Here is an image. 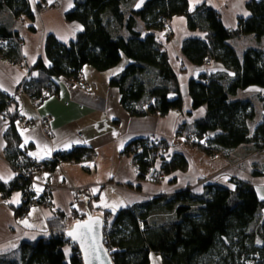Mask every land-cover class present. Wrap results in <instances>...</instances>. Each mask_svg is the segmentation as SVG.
Here are the masks:
<instances>
[{
	"label": "trees",
	"instance_id": "1",
	"mask_svg": "<svg viewBox=\"0 0 264 264\" xmlns=\"http://www.w3.org/2000/svg\"><path fill=\"white\" fill-rule=\"evenodd\" d=\"M131 4L130 0H74L65 19L79 23L82 31L67 44L53 35L46 37L44 51L50 64L47 67L42 60L36 62L33 69L38 70V76L22 84L24 92L40 102L45 89L57 91L55 79L63 76L76 81L85 66L103 72L126 58L130 63L109 84L118 90L120 104L130 116L164 117L172 111H182L177 76L166 53L153 35H144L137 26L141 23L146 31L161 30L162 18L184 16L188 29L202 32L204 38L186 39L182 54L196 67L216 61L224 71L202 73L189 80L191 108L204 107L205 115L190 126L180 123L176 136L187 130L185 142L212 157L225 156L242 145L249 153L264 151V115L250 131L249 123L255 116L251 102L230 99L250 87L264 90V48H248L240 54L230 44L246 35L258 41L264 39V0L247 3L250 17L239 19L236 29H226L218 14L206 5L191 12L187 0H147L137 11L131 9ZM37 7H43L41 2ZM4 15L10 20L24 17L33 21L34 11L29 0H0V41L6 42L0 48V58L18 63L21 40L8 27ZM256 97L264 112V96ZM10 104L9 95L0 91V113L6 115ZM8 117L5 156L12 166L41 165L52 171L60 161H79L87 154L85 148H74L55 154L50 161L33 162L19 148L15 127L18 117ZM168 148L165 140L142 138L127 145L124 153L131 156L140 179L149 176L155 180L150 169ZM151 153L154 157L149 160ZM186 166V159L175 154L161 164L160 170L169 174L185 170ZM252 174L264 177V163ZM229 182L231 187L205 185L202 193L187 189L159 196L115 215L90 204L86 211L102 218L103 241L113 264H150L151 253L158 255L162 264H264V201L250 183L236 177ZM14 189L26 198L14 209L16 216L23 217L31 204L54 209L49 193L36 198L28 179L15 176L11 184L0 180L4 196ZM52 213L47 231L39 239L21 244L17 257L2 258L0 264H82L77 246L65 235L78 218L77 211L71 214V224L68 215L59 210Z\"/></svg>",
	"mask_w": 264,
	"mask_h": 264
},
{
	"label": "crops",
	"instance_id": "2",
	"mask_svg": "<svg viewBox=\"0 0 264 264\" xmlns=\"http://www.w3.org/2000/svg\"><path fill=\"white\" fill-rule=\"evenodd\" d=\"M147 0H130L131 9H141ZM189 10L206 5L219 16L226 29H236L239 19H247L250 12L247 3L259 0H187ZM34 11V20L20 17L10 20L4 15L8 27L21 40V61L13 63L0 58V91L14 95L8 108V116L16 115L33 126H24L16 120L15 127L20 137L19 148L24 150L31 161H50L55 154L67 153L74 148H85L87 154L79 161H60L52 171L38 169L32 178V190L36 198L44 195L42 184L54 186L49 192V202L54 209L31 204L23 217H18L14 209L23 203L18 189L4 196L0 192V259L14 258L19 254L21 244L34 242L47 231V222L53 216L52 210L68 215L77 211L79 217L86 211L87 204L104 209L115 215L122 209L131 208L151 201L159 196H170L189 189L202 193L203 187L219 184L231 187L230 179L240 178L254 186L260 200L264 196V177L254 176L253 170L264 163V151L249 153L246 146L229 151L225 156H208L188 145L183 137L176 136L179 123L188 126L205 115V108H191L187 84L200 74L224 71L218 62L208 61L207 66L196 67L182 54V43L189 38H204L200 31L188 29L184 16H174L170 21L172 32L143 29L138 23L137 30L144 35H153L161 51L165 52L168 63L175 72L183 100L182 111H172L164 117H132L120 104V94L109 81L130 63L123 58L120 64L109 70L98 72L85 66L76 81L61 76L54 80L57 91L40 102L24 93L20 85L31 77L38 76L33 67L38 60L45 66L49 61L45 56V40L53 35L59 42L67 44L73 40L82 26L68 22L65 14L73 7L74 0H29ZM41 2L42 8L37 4ZM45 3H48L47 5ZM2 19V18H1ZM31 26L34 28L31 30ZM230 44L242 53L248 48H264L252 35L233 39ZM86 86H89L87 89ZM255 88L261 96L264 90ZM248 88V89H250ZM47 90V89H46ZM247 90V89H246ZM264 114V112H263ZM0 113V180L4 184L14 181L13 166L6 160V133L10 126L9 117ZM48 119L53 131L52 138L42 133L39 119ZM150 138L165 140L168 149L162 155L164 161L156 159L152 167L154 179H140L132 164L131 156L124 153L125 147L136 139ZM182 155L187 162L185 170H174L164 174L161 164L171 160L173 155ZM115 184L118 187L112 186ZM72 186L89 188L88 194L77 203L69 188ZM124 187V188H123ZM264 218V210L262 211ZM150 264H162L158 255L151 253Z\"/></svg>",
	"mask_w": 264,
	"mask_h": 264
},
{
	"label": "water",
	"instance_id": "3",
	"mask_svg": "<svg viewBox=\"0 0 264 264\" xmlns=\"http://www.w3.org/2000/svg\"><path fill=\"white\" fill-rule=\"evenodd\" d=\"M65 235L77 246L82 264H113L104 245L103 221L100 216L85 211L82 217H78L65 231Z\"/></svg>",
	"mask_w": 264,
	"mask_h": 264
},
{
	"label": "built area",
	"instance_id": "4",
	"mask_svg": "<svg viewBox=\"0 0 264 264\" xmlns=\"http://www.w3.org/2000/svg\"><path fill=\"white\" fill-rule=\"evenodd\" d=\"M161 22H162V30H164L167 33H171L172 32V27L170 25L169 19L162 18ZM5 46H6V42L0 41V48H3ZM86 88L88 89L89 86H86ZM48 93H49V91L45 89L43 91V94H42L40 100L44 99L48 95ZM14 97H15L14 95H11L10 98L14 99ZM17 121H18V123H20V124H22L24 126H33L34 125L33 122H26L25 120H22V119H19V118L17 119ZM38 122H39V124L41 126L42 133L46 137H48L49 139L52 138L53 131L49 127L48 122L45 119H43V118L39 119ZM152 157H154L153 153L150 154L149 160H151ZM22 160H23V157L20 156L19 157V161H22ZM12 168L14 170L16 178L24 177L25 179H28L29 183H30V187H32V185L35 183V181L33 180L32 176L36 172V170L41 169L42 166L41 165H36V166H32V165L18 166V165H16V166H13ZM151 171H152V168L150 169V172ZM111 185L115 186V187H118L115 184H111ZM54 189H55L54 186H51V185L46 184V183L42 184V190H43L44 193H49V192H51ZM69 190L72 193V196L74 198V202L77 203L81 197H84V196H86L88 194L89 188L87 186H82V187L72 186V187L69 188ZM24 195H26V192L24 193ZM22 197H23V200L26 199L25 196L22 195Z\"/></svg>",
	"mask_w": 264,
	"mask_h": 264
},
{
	"label": "rangeland",
	"instance_id": "5",
	"mask_svg": "<svg viewBox=\"0 0 264 264\" xmlns=\"http://www.w3.org/2000/svg\"><path fill=\"white\" fill-rule=\"evenodd\" d=\"M246 50V49H245ZM216 62V61H213ZM204 66H207V64H205ZM203 67V66H200ZM21 90L24 92V88L22 86V84L20 85ZM258 91L255 90V88H250L247 90H240L236 96H231L230 99L235 100V99H239V100H248L251 102L252 107L255 111V116L254 118L251 120V122L249 123V129L250 131H252L254 129V127L260 123L263 119V111H262V104L258 101L257 97H256V93ZM25 93V92H24ZM11 99V98H10ZM13 100V99H11ZM156 117V116H154ZM48 122V119L43 118ZM180 125V123H179ZM179 125L176 128V132H179V130L177 131V129L179 128ZM181 133H179L181 137H183V139H185V136H187V130L185 131H180ZM126 154V153H125ZM129 155V154H128ZM79 217V215H77ZM81 217V216H80ZM69 224V222H68Z\"/></svg>",
	"mask_w": 264,
	"mask_h": 264
},
{
	"label": "snow or ice",
	"instance_id": "6",
	"mask_svg": "<svg viewBox=\"0 0 264 264\" xmlns=\"http://www.w3.org/2000/svg\"><path fill=\"white\" fill-rule=\"evenodd\" d=\"M261 199H264V196L261 197ZM69 235H72V233H69ZM75 239V237H73Z\"/></svg>",
	"mask_w": 264,
	"mask_h": 264
},
{
	"label": "clouds",
	"instance_id": "7",
	"mask_svg": "<svg viewBox=\"0 0 264 264\" xmlns=\"http://www.w3.org/2000/svg\"><path fill=\"white\" fill-rule=\"evenodd\" d=\"M81 217H82V215H81Z\"/></svg>",
	"mask_w": 264,
	"mask_h": 264
}]
</instances>
